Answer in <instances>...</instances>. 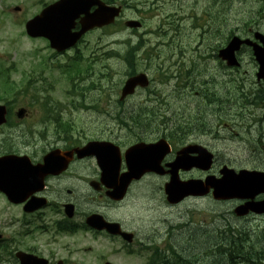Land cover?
Wrapping results in <instances>:
<instances>
[{
  "label": "rangeland",
  "instance_id": "1",
  "mask_svg": "<svg viewBox=\"0 0 264 264\" xmlns=\"http://www.w3.org/2000/svg\"><path fill=\"white\" fill-rule=\"evenodd\" d=\"M118 1L126 3L122 18H142L144 20L145 27L140 32L145 41V47H151L155 42H159L162 39L161 34H165L162 40H165L167 36H173L163 49H156L160 52V59H152L150 67L143 69L150 79H154L153 88L165 93L164 112L167 116L173 118L187 104H189V108L185 110L195 109L196 100L194 99L197 97L193 94L194 90H190L186 86H184L185 90H182L180 87L175 88L172 81L162 84L158 80L160 77L171 75L174 70L180 69L182 73H186L189 65L194 61L196 66L190 71L188 81L196 82V88L203 87L202 83L206 85L205 94L208 95L207 97H220L227 101L223 109L221 108L216 115L207 112L211 126L218 130V139L209 141L212 149L218 152L217 166L226 164L235 169L245 167L263 170L264 149L261 145H264V105L250 102L254 96L253 93L264 92V80L258 82L255 76L257 64L251 52L246 48L242 50L241 64L236 69L226 68L217 58H213L212 54L214 49L223 46L232 34L245 36L248 34V29L264 32V0H244V2L242 0ZM3 2L8 7L4 8L3 3L0 2V50L7 45H21V49L27 50L31 42L21 35L17 21H11V19L7 21V17L24 15L22 13L16 14L13 11L12 8L19 5L27 13L24 15L26 20L35 9L41 7L39 4L41 0H3ZM37 2L38 5H36ZM258 7L259 12L257 11ZM8 8L11 10L12 16L6 11ZM2 11H5L7 17ZM189 11H191V16L188 19L181 21L178 18L177 14H184ZM172 25L176 26V36L167 28ZM103 32L104 34L101 35H93L92 45H106V49L118 54L115 60L107 61L109 63L106 60L101 61L95 74L100 73L99 85L97 86L105 88V92L108 93L106 96L113 102L116 100L128 72V67L123 58L128 45L126 44L127 39L131 38L130 41L136 44L137 35H130V31L125 28L121 20ZM107 33H111V35H107ZM100 51L103 52L101 49ZM175 62H178V65ZM104 63L107 64L106 67H103ZM8 64L10 61L7 62ZM20 65H27V60ZM56 73L57 70L54 74L56 75ZM105 73L107 74L105 75ZM29 75L22 79L12 72L10 81L18 87V90L24 92ZM104 76L110 78L103 80ZM62 82V85L55 82L51 88H48V85L45 86L43 92L54 102L61 96L58 95L59 88L63 89L61 93L64 92V80ZM162 87L163 89H161ZM87 90L88 88H85V92ZM92 91H94L93 96L87 98L88 104H91L93 99H97L100 92L98 88ZM1 93L2 90L0 89ZM139 98L142 97H137L135 102ZM202 102H207L206 97L202 98ZM17 103L29 105L30 108L33 106L31 102L22 99L18 100ZM114 107L116 108L115 105ZM206 108L215 109L209 103L203 104L201 107V109ZM53 110L58 115L52 114L49 117L50 120L40 123V126L49 123L51 124L49 126L53 127L52 125L61 122L63 119L73 124L82 125L85 130V127L97 125L99 132L103 134L102 130L108 124L112 126L113 123L110 118L93 112H89L87 115L80 111L69 118L60 105L55 106ZM212 113L214 114V112ZM125 119L129 125L133 126L138 117L126 116ZM93 128L94 130L98 129L97 127ZM72 130L77 131L75 127ZM20 133L5 127L0 136L3 135L4 139L9 138L15 145L9 140L2 141L4 146L0 144V153L21 147L17 145L27 140L30 132L28 129H23ZM162 186L163 182L160 179L149 177L132 188L130 197L125 203L128 208H147L141 216L142 219L144 216L148 217L147 226L139 228V236L143 238L147 235L153 244L163 246V241H169L184 254L193 253L192 258L197 260L196 264H211L210 261L216 257V253L213 251L214 246L228 240V236H225L227 235L225 231L227 226H230L234 231L237 229L247 232L252 241L259 240L264 236V220L257 217L236 218L232 214L233 202L212 205L206 200H185L177 207H168L164 201L162 204L160 192ZM125 206L122 208H126ZM17 208L19 207L7 203L0 194V234L4 237H22L21 233L26 229L20 223L21 216ZM184 223L186 224L182 226ZM51 230L49 232H34L27 237L38 236L37 238L44 241L45 238L53 235ZM222 232L223 234H221ZM58 241L61 245H54V248L67 245L71 249L69 254L65 251L58 252V256L83 264L91 263V255L85 256L81 252L76 253L75 251L77 247H85L94 243L88 234H80L70 238L68 236L67 238H60ZM260 245L264 247V239L260 240ZM209 247L210 255L207 254L208 251L202 250ZM201 256L202 260L200 259ZM134 258L125 257L120 263L138 264L141 261V259ZM214 259L217 264H223L221 257ZM0 264L14 263L11 256L0 255Z\"/></svg>",
  "mask_w": 264,
  "mask_h": 264
},
{
  "label": "flooded vegetation",
  "instance_id": "2",
  "mask_svg": "<svg viewBox=\"0 0 264 264\" xmlns=\"http://www.w3.org/2000/svg\"><path fill=\"white\" fill-rule=\"evenodd\" d=\"M183 18L182 16L179 17L181 20ZM143 26L145 27V22L141 23L140 28L129 29L130 34L138 36L139 33L141 34L140 30L144 29ZM79 27V24L76 22L74 30H78ZM98 31L99 29L88 31L81 36L75 45L62 52L49 50L46 56H44L42 51L47 48L44 45L41 49L33 46L30 47L28 52L20 51L15 55L20 60H29L27 67L21 68L24 75L22 72L20 73V77L23 76V78L30 74V78L27 81L29 92L13 94L16 98L7 101V118L9 120L10 117L11 121H8L6 126L0 127V134L6 127L18 131V133L22 132L23 129H28L30 135L27 140L17 145L21 147L12 148L11 151H3L1 154L14 152L27 155L32 165H43L44 156L48 153H53V156L50 157L52 162L50 169L46 174L42 175L43 186L40 187L39 184L35 183L33 185L35 192L31 191L28 195V198L33 196L44 198L46 205L33 213L24 212L22 204L17 209L21 216L20 223L27 228L25 230L26 234L31 229V224L39 223L48 232L52 229L51 232L54 235L45 238L44 241L37 237L27 236L1 238L0 253L11 254L14 264H19V260L16 257L17 252H26L44 257L47 259L46 264H55L54 260L60 261L61 258L58 256V252H69L66 246L54 248V245H61L58 241L60 236L57 234L68 235L69 233L74 234L84 230L97 235L94 238L100 237L103 234L106 235L103 238L108 243L120 244L119 250L122 251L127 242L120 235L109 236L102 230L90 227L87 219L91 215H98L108 221L120 223L124 231L131 232L134 235V241L138 238L140 244L145 243L147 235L143 236V238L138 235L139 228L147 226V221L141 217L144 214L143 211L147 210V208H128L125 206L133 185L140 184L141 181L149 177H155L163 182V186L160 188V192L163 194L165 183L174 174L178 175L182 180H186L187 178L203 179L207 175L218 177L221 166L225 165L217 166L218 152L212 149L209 141L218 139V130L211 126L210 120L207 118V112L211 115H216L221 109L195 108L182 112L179 111L175 124H164L162 117L164 115L162 105L164 101L161 99L162 92L159 94L153 88V78L150 79V85L141 88L142 90L133 95H127L124 99L117 96L116 100L112 102L106 96L108 93L105 92V88L97 86L99 85L100 73L95 74L96 69L103 60H106V62L115 60L114 56L117 53L111 50L101 52L100 49L106 48V46L92 45L93 35ZM174 36H176V31L174 32ZM137 38L140 42L142 37ZM172 38L168 42L166 39L160 40L158 43L151 45V47H145L144 44H128L125 50V64L128 67L127 74L130 76L139 72L146 73L143 69L150 67L151 60L160 59V52L156 49H163ZM46 42L48 43L47 40ZM175 63L178 65V62ZM106 66L107 64L104 63L103 67ZM195 66V62L192 61L188 69L186 68V73H182L180 69L174 70L171 75L160 77L158 81L162 84L172 81L175 88H179L181 78L186 79L190 70L195 68ZM56 70L57 73L55 75ZM45 74H47L48 78H45ZM109 78V76H104L103 80ZM62 80H64V84L69 85L64 88V92L58 94L61 96L54 102L43 91L46 85H48V88H51L55 82L62 85ZM85 88H88L86 92ZM95 88H98L100 91L97 95L98 98L93 99L92 103L88 104L87 98L88 96H93L94 91L92 90ZM134 97L142 98L137 99L135 102V100H131ZM21 99L31 102L33 106L30 108L29 105H19L17 101ZM157 100L161 104L156 102ZM57 105L62 107L69 118L80 111L82 113L93 112L97 115L110 118L113 122L112 126L108 124L102 130L103 134L99 132V126L97 125L85 127V130L82 125L73 124L63 119L61 122L52 125L53 127L49 126L51 125L49 123L48 125L44 124L40 126V123L47 121L52 114L58 115L53 110ZM20 108L24 110L22 117L16 115V112ZM118 116L156 118L152 119L153 123L151 124L135 123L131 126L127 123L126 119L124 123L117 120ZM74 127L77 131L72 130ZM93 127H97L98 129L94 130ZM4 140L11 141L9 138L4 139V136L1 135V146H4ZM160 140L168 142V151L165 149L163 142L162 145L157 147L148 148L150 147L149 145L140 149L137 147L134 149L135 152L132 156L149 164L152 168L151 171L153 170V166H157V170H160L162 174L155 172L145 173L141 178L131 183L128 194L124 199L116 201L109 198L108 194L111 188H107L102 183L100 162L106 161L110 164L115 177L119 178L128 170L127 161L124 157V153L128 148L140 143L157 145L156 143ZM91 141L102 144L97 146L98 150L91 156L78 155L76 149L84 147ZM109 143L115 144L120 148L121 162L119 170L116 169L118 166L113 146ZM13 145L15 144L13 143ZM198 147L200 148L199 150H197ZM261 147L264 149V145H261ZM201 149L208 150L213 155L212 166L207 172L195 168L189 171L178 169L177 172H174L175 170L172 166L177 158L182 157L189 161L196 159L206 161L205 151ZM158 161L160 164H158ZM95 183H98L97 187H94ZM211 195L210 189L206 196L198 198V200H206L208 203H212V205L222 202L213 199ZM255 199H264V194L258 195ZM67 205L72 206L69 208ZM123 206L126 208H122ZM249 216L256 215L250 214ZM260 217L264 218V216ZM86 249L91 250L92 248L87 247ZM106 257L96 258L94 264H104L107 261ZM62 264H69L64 257L62 258Z\"/></svg>",
  "mask_w": 264,
  "mask_h": 264
},
{
  "label": "water",
  "instance_id": "3",
  "mask_svg": "<svg viewBox=\"0 0 264 264\" xmlns=\"http://www.w3.org/2000/svg\"><path fill=\"white\" fill-rule=\"evenodd\" d=\"M98 5V8L93 14H88V9L92 5ZM117 8L107 7L103 5L99 0H60L53 5H50L46 10L37 18L29 21L27 23V31L31 35H39L42 29V21L48 22L46 26H49L52 35L61 36L62 29L64 27H57L53 22H62L67 18L74 17L76 12L85 13L86 21L88 25L84 27V30L91 23H97L99 25L106 24L110 22L115 15L118 14ZM51 15L53 17L51 18ZM53 21L52 24L49 22ZM92 25V24H91ZM59 32V33H56ZM83 31V30H82ZM78 37L75 36L74 39ZM262 41L263 46L260 47L255 43H251L248 40L241 41L237 37H234L229 46L223 49L220 52V56L228 61V63H234V51L239 48L242 42L253 45L254 53L260 63L259 73L257 74L258 78L264 77V37L257 35ZM71 40L72 42L74 41ZM70 42V43H72ZM57 46L56 43H52ZM142 75L133 77L129 79L123 89V95L131 93L137 84H145L143 82ZM3 120V112L0 111V123ZM48 157H45V160ZM30 164L27 157H17L15 155H6L0 157V191L4 192L10 201L12 202H21L28 195L30 189L29 186L34 181V174L30 172ZM37 168V167H36ZM230 172H225L224 177L218 181V185L215 186L214 195L218 198H232V197H241V198H252L254 195L264 192V173L258 171H246L241 170L238 174H235L232 170ZM232 172V173H231ZM37 177V176H36ZM129 181V178H124L120 182V186L126 185ZM206 183H209L206 181ZM210 184V183H209ZM220 184V185H219ZM207 191V187L203 189H198V193H204ZM172 199V197H170ZM41 203L38 201L28 202L26 208L33 209L37 208ZM249 210L256 213L264 212V201L259 202H247L246 204L239 206L235 209L237 215H244ZM21 264H29V257L24 256L21 258Z\"/></svg>",
  "mask_w": 264,
  "mask_h": 264
},
{
  "label": "trees",
  "instance_id": "4",
  "mask_svg": "<svg viewBox=\"0 0 264 264\" xmlns=\"http://www.w3.org/2000/svg\"><path fill=\"white\" fill-rule=\"evenodd\" d=\"M245 238L240 234L232 235V237L226 243L214 246L219 254H223L225 262L224 264H264L263 257L259 256L254 244L245 246ZM202 250L206 251L207 248ZM171 251L173 253L175 252L173 249H171ZM192 256L193 253H188L186 255L180 250H176L174 256L172 255L171 258H167L166 256L164 257L163 264H195V262H193ZM216 262L217 261L214 260L211 264H215ZM159 263V260H157L156 264Z\"/></svg>",
  "mask_w": 264,
  "mask_h": 264
}]
</instances>
